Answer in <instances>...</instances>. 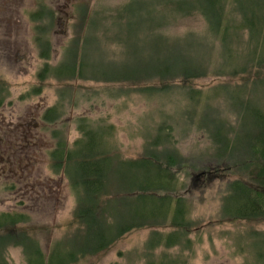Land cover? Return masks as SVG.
Returning a JSON list of instances; mask_svg holds the SVG:
<instances>
[{
  "label": "rangeland",
  "instance_id": "rangeland-1",
  "mask_svg": "<svg viewBox=\"0 0 264 264\" xmlns=\"http://www.w3.org/2000/svg\"><path fill=\"white\" fill-rule=\"evenodd\" d=\"M128 2L7 0L12 6H0V213H22L26 221L18 222L15 228L25 229L45 253L54 241L75 228V194L64 169L56 171L52 166L49 152L59 138L73 147L80 137L77 119L85 116L92 124L105 120L114 125L109 141L116 163L141 158L156 136H167V141L162 140L152 150L160 154L174 147L185 159L173 168L177 189L169 193L180 195L188 207L189 226L183 232L168 223L135 227L106 251L74 264H264V258L256 257L264 243V221L232 220L222 213L228 183L240 179L252 183L237 162L248 157L254 118L264 112V66L256 68L249 61L255 40L247 28L239 26V6H264V0H223L221 22L231 25L225 43L230 51L225 50L221 35L211 29V24L218 23H210L198 9L166 10L157 32L169 41L185 36L198 39L191 42V53L205 60L208 71L187 84L177 81L168 91L140 92L126 84L66 81L52 76L40 79L45 62L57 65L64 45L86 32L94 15L104 17L102 22L110 26L118 8ZM41 9L45 12L40 14ZM46 41L50 44L47 60L40 57ZM115 47L111 44L108 48L116 55L121 50ZM227 55L233 58L232 66ZM190 95L200 100L195 102ZM54 105L60 108V116L45 121V111ZM216 125L232 138L228 150H216ZM214 167L219 169L213 171ZM203 170L206 173L196 178ZM114 190L110 183L108 199ZM170 232H178L174 245L166 246L163 241L146 248L152 233L164 240ZM2 248L9 264H26L22 246L6 241Z\"/></svg>",
  "mask_w": 264,
  "mask_h": 264
},
{
  "label": "trees",
  "instance_id": "trees-1",
  "mask_svg": "<svg viewBox=\"0 0 264 264\" xmlns=\"http://www.w3.org/2000/svg\"><path fill=\"white\" fill-rule=\"evenodd\" d=\"M198 3L201 6H194ZM223 3V0H129L125 6L118 8L117 18L113 19L110 26L102 22L104 17L98 18L94 15L87 23V31L81 32L77 39L64 45L60 62L55 66L45 62L38 76L40 79L52 76L66 81L89 80L126 84L134 87L132 90L153 93L168 91L177 81L182 84L190 83L208 73L205 60L191 53L194 49L191 42L199 40L185 36L169 41L157 32L158 24L168 9H180L182 12L198 9L210 23L212 20L218 23L211 24V29L221 35L220 39L225 44L231 25L221 22ZM239 7L242 9V23L239 26L247 28L250 37L255 40L249 61L256 68L262 67L264 6ZM43 12L45 10L41 9L40 14ZM37 13L38 11L33 12V18H36ZM45 44L46 49L41 50L40 57L47 60L50 44L48 41ZM111 44L116 46L115 49L119 47L121 51L116 55L111 53L108 48ZM224 48L230 51L227 44ZM227 56L229 61L233 59ZM230 65H233L232 61ZM223 69L229 70V67L223 66ZM189 99H194L195 102L200 100L195 95H190ZM59 109L57 105L48 108L43 119L48 122L57 119L61 114ZM242 115L241 111L240 119L243 118ZM104 122L105 120L92 124L85 116H81L77 119L80 137L73 142V147L70 148L64 139L59 138L57 145L49 152L52 166L56 171L64 169L75 194L76 205L72 213L75 228L65 237L54 241L45 253L37 240L25 229L15 228L18 222L26 221L22 213L2 212L0 264H9L3 258L1 250L6 241L7 244L16 242L22 246L26 264H74L81 258L106 251L117 239L135 227L168 223L174 229L181 230L180 232L187 231L188 207L180 195L169 193L176 192L177 180L173 168L181 165L185 160L183 156L174 147H168L160 154L152 150L162 140L167 141L166 135L159 134L149 142L150 146L146 147L145 155L141 158L120 160L116 163L109 141L115 128L113 124ZM252 127L248 157L237 162L244 172L243 175H247L252 183L245 179L229 182L227 193L222 199V213L232 220L264 221V189H261L264 187L262 110L254 118ZM213 132L218 140L216 150L222 147L226 150L231 148L232 138L223 135L221 128L216 125ZM218 169L212 168L213 171ZM204 173V170L199 172L196 178ZM112 177L115 178V183L111 182ZM109 182L115 189L111 193V199L107 198ZM160 191L164 193L159 194ZM127 192L135 194L128 196L124 194ZM158 218L161 220L158 221ZM262 235L264 242V233ZM177 239L178 232H170L164 240L161 235L152 233L146 242V248L159 246L163 241L164 245L172 246ZM256 257L264 258V243L259 246ZM156 264L178 263L159 261Z\"/></svg>",
  "mask_w": 264,
  "mask_h": 264
},
{
  "label": "flooded vegetation",
  "instance_id": "flooded-vegetation-1",
  "mask_svg": "<svg viewBox=\"0 0 264 264\" xmlns=\"http://www.w3.org/2000/svg\"><path fill=\"white\" fill-rule=\"evenodd\" d=\"M0 6H12L11 3H7V0H0Z\"/></svg>",
  "mask_w": 264,
  "mask_h": 264
}]
</instances>
